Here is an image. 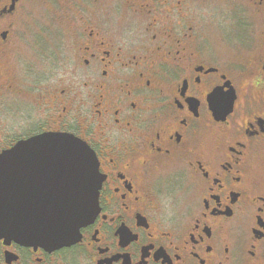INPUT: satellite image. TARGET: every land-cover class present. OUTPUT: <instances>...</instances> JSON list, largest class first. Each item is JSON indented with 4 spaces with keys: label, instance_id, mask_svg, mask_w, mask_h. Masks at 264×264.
Returning a JSON list of instances; mask_svg holds the SVG:
<instances>
[{
    "label": "flooded vegetation",
    "instance_id": "flooded-vegetation-1",
    "mask_svg": "<svg viewBox=\"0 0 264 264\" xmlns=\"http://www.w3.org/2000/svg\"><path fill=\"white\" fill-rule=\"evenodd\" d=\"M47 132L97 205L0 264H264V0H0V153Z\"/></svg>",
    "mask_w": 264,
    "mask_h": 264
},
{
    "label": "water",
    "instance_id": "water-1",
    "mask_svg": "<svg viewBox=\"0 0 264 264\" xmlns=\"http://www.w3.org/2000/svg\"><path fill=\"white\" fill-rule=\"evenodd\" d=\"M232 94L233 90L227 108H214L217 116L225 117L231 111ZM78 145L87 147L86 157L76 151ZM25 152L31 155L22 156ZM80 174L91 177V185L74 187ZM26 175L28 181L44 177L38 182L41 186L22 188L21 177ZM97 178L94 151L71 134L47 132L17 142L0 153V232L20 240L51 237L64 243L79 232L90 216L89 208L97 205ZM10 214L15 216L11 220L3 217Z\"/></svg>",
    "mask_w": 264,
    "mask_h": 264
},
{
    "label": "snow or ice",
    "instance_id": "snow-or-ice-1",
    "mask_svg": "<svg viewBox=\"0 0 264 264\" xmlns=\"http://www.w3.org/2000/svg\"><path fill=\"white\" fill-rule=\"evenodd\" d=\"M76 151H78L84 157H86V155H87V147L84 145L76 146Z\"/></svg>",
    "mask_w": 264,
    "mask_h": 264
}]
</instances>
